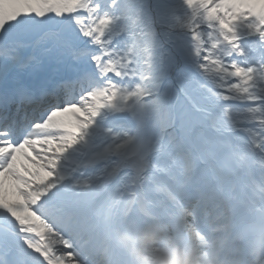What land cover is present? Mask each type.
<instances>
[{"label": "snow or ice", "instance_id": "6c2138e0", "mask_svg": "<svg viewBox=\"0 0 264 264\" xmlns=\"http://www.w3.org/2000/svg\"><path fill=\"white\" fill-rule=\"evenodd\" d=\"M147 225L153 261L264 232V0H0V264Z\"/></svg>", "mask_w": 264, "mask_h": 264}, {"label": "clouds", "instance_id": "9594fccd", "mask_svg": "<svg viewBox=\"0 0 264 264\" xmlns=\"http://www.w3.org/2000/svg\"><path fill=\"white\" fill-rule=\"evenodd\" d=\"M115 246L125 251L128 264H225L216 253H210L209 261L196 242L189 239L175 240L166 245L168 255L159 260H150L153 248L165 247L157 229L147 225L134 235L118 232L113 235ZM242 264H264V232L248 235L241 247Z\"/></svg>", "mask_w": 264, "mask_h": 264}]
</instances>
